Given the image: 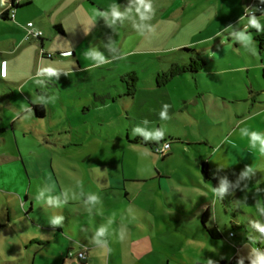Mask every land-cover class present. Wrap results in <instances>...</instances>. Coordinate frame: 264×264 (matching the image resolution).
<instances>
[{
  "label": "rangeland",
  "instance_id": "1",
  "mask_svg": "<svg viewBox=\"0 0 264 264\" xmlns=\"http://www.w3.org/2000/svg\"><path fill=\"white\" fill-rule=\"evenodd\" d=\"M78 1L31 0L11 23L0 18L6 29L30 21L44 40L41 48L36 39L0 45V62L7 61V77H0V264H229L233 257L251 264L264 253V235L255 228L264 223V154L241 130L264 135V57L258 46L253 55V45L236 43L243 11L236 4L226 9V0H153L155 16L144 23L155 32L140 35L132 27L140 23L134 7L122 24L108 26L109 6L124 12L132 0ZM58 23L64 35L53 29ZM94 48L112 63L91 67L85 53ZM190 61L194 68L208 62L212 71L185 73L187 80L166 89L173 120L142 123L139 115L149 113L133 110L127 88L163 82ZM46 67L59 76L41 75ZM25 104H43L45 117L23 116ZM157 127L165 130L161 145L171 146L166 157L135 132ZM204 162L218 187L201 174ZM222 182L229 197L218 191ZM91 193L102 203L86 205ZM48 197L68 203L48 208ZM206 209V228L216 227L219 240L200 223ZM52 215L65 217L61 227L50 225ZM100 226L108 228L111 251L90 243ZM85 247V261L67 256Z\"/></svg>",
  "mask_w": 264,
  "mask_h": 264
},
{
  "label": "clouds",
  "instance_id": "2",
  "mask_svg": "<svg viewBox=\"0 0 264 264\" xmlns=\"http://www.w3.org/2000/svg\"><path fill=\"white\" fill-rule=\"evenodd\" d=\"M3 0H0V3H2ZM260 3L264 4V0H260ZM133 7L135 9V13L139 18L140 23H136L135 21L132 23V27L133 29L138 32L140 35H145V33L147 32L148 34L154 33L155 32V26L152 25L151 23H144L145 21H151L154 16H155V12L156 9L154 7V3L153 0H132V4L129 5V7H127L125 9L124 12H121L119 9V6L115 3H113L112 5L109 6V12H110V23H109V27H112L114 25L117 24V22H120L121 24L123 23V21L127 18V14L131 13L133 11ZM94 11H96V14L99 16H104V17H108L109 16V12H99L98 10H96L95 8H93ZM245 11V16H241L240 20L243 21L247 20V24L237 33H234V35L237 37L236 43H239L243 48L247 49L248 45H255L256 41L254 40V37L252 35L251 32L248 31L249 28L255 29L256 32L258 33H264V25H262L260 23V19L264 18V16H261L260 18H258L255 14L254 11L245 7L244 9ZM231 26H229L230 28ZM225 31H227V29H225ZM88 34V33H85ZM219 33H217L218 35ZM175 50V49H173ZM252 54L256 55L258 52V49L254 46L252 48ZM209 54L212 56H215V53L211 52L210 50H208ZM71 52H64L63 55L64 56H71ZM85 58L91 60L93 63L91 65V67L93 68H98L101 67L105 64L108 63H112L111 60L106 59V57L97 49H92L91 51H87L85 53ZM124 56L121 54V59H123ZM41 75H46L47 77L51 78L53 76L58 77L59 76V72L57 69L53 68V67H46L43 68L40 71ZM0 77L6 78L7 77V61H3L0 62ZM22 107H24L25 109H27L29 112L32 111L31 108L28 107V105H22ZM170 105L168 104H164L163 105V111L160 112V118L162 120H167L169 119L167 112L169 109ZM242 135L246 136L249 138V144L252 147H255V145L257 143H259L260 145V153L264 154V135H261L259 132L257 131H252L251 133H249L247 131V129H242ZM136 133H140L144 136L145 140H152L154 142H156L157 144H159V142L161 140L164 139L165 136V130H156L154 133H148V132H141V130L139 128L135 129ZM164 147H167V145H164ZM253 171V167H248L247 168V172H252ZM247 174V173H245ZM219 193H223L224 191H226V184L222 182V186L221 188L218 190ZM213 192L215 194V196H218V192L217 190L213 189ZM44 193L40 192L38 193V195L36 196V199L39 200L43 197ZM68 203L67 201V197H65V200L63 202L60 201V199L58 197H48L47 201H46V206L48 208H60L63 207L64 205H66ZM101 198L98 194L95 193H91L88 195L87 200L85 201L86 205H91L92 207H95L97 204H101ZM92 207H86V211H88L89 213H91L92 211ZM262 212H264V209L261 210ZM135 217H133L134 219ZM65 217L63 215H52L49 223L52 227L54 228H58L61 227L63 225V221H64ZM255 228L257 229L258 232L261 233V235H264V223H259L257 222L255 224ZM126 231V229H125ZM108 235V228L105 226H100L98 227L95 232L93 233L91 239H90V243L93 244L96 248L100 249V250H106V251H111L110 247H109V241L106 238ZM119 238L122 240L124 237H121L119 235ZM223 259V257H221ZM207 264H213V261L211 259L207 260ZM237 264H243V260H238ZM251 264H264V253H256L255 254V259L251 260Z\"/></svg>",
  "mask_w": 264,
  "mask_h": 264
},
{
  "label": "crops",
  "instance_id": "3",
  "mask_svg": "<svg viewBox=\"0 0 264 264\" xmlns=\"http://www.w3.org/2000/svg\"><path fill=\"white\" fill-rule=\"evenodd\" d=\"M10 1V0H9ZM15 0H12V2H14ZM27 0H22L21 3H17L16 5H24L26 3ZM83 1L85 0H79L78 2L79 3H83ZM227 3H226V9H230L233 7L234 4L237 5L238 8H241V11L244 12V8L245 6L248 4V2L250 0H226ZM232 1V2H231ZM77 2V3H78ZM87 4H90L92 5L94 3L93 0H86ZM31 3V0H29V5ZM59 3L58 1H56V4ZM53 4V3H51ZM15 5V6H16ZM0 18H2V20L4 19L5 21L11 23L10 21V16H9V9L8 7H5V6H2V4L0 3ZM19 9V8H18ZM18 9L15 10V7H14V18L16 17L17 15V11ZM243 16V13L242 15ZM239 16L237 18V21L240 22V17ZM247 19V18H246ZM243 20L244 24L246 25L247 24V20ZM12 20V19H11ZM30 21H27V23H29ZM262 25H264V22H260ZM59 24V23H58ZM57 25V24H55ZM54 25V26H55ZM61 25V24H60ZM36 29H39V27L35 26ZM252 29V28H251ZM20 29L16 26V25H13L11 24L7 29L5 28V25L2 24V21L0 20V45H3V44H11L13 47H17L23 40H25V32H24V28L21 29L20 31L23 32L22 34H24V36H20V37H15L13 36L14 34H17L19 33ZM40 30V29H39ZM253 33L256 31L255 29H252ZM6 34V35H4ZM12 36V37H10ZM32 39V38H31ZM27 40V39H26ZM36 41L39 42V45H40V48L42 46V43L44 42V40L42 38L40 39H36ZM256 46H258V44L256 43L255 44ZM0 49H1V46H0ZM259 49V48H258ZM186 53H191L190 51L186 52ZM181 54H184L181 52ZM197 55V54H196ZM199 56V55H197ZM259 56H263L264 57V50H259ZM168 60H165L163 61V63H166ZM3 62V61H1ZM264 62V60L262 61ZM211 63V62H210ZM172 64L174 66L178 65L176 64V62H172ZM172 65V67H173ZM181 67H184V64H180ZM177 67V66H176ZM211 67V64H209L208 62L207 63H204L203 64V67L201 70H199L197 73H191V72H185V73H189L191 76H195V75H200L201 71L202 70H205V69H209L211 72L212 69H210ZM172 69V68H171ZM185 73H181L179 76L177 77H174L172 78L167 84L163 85V86H156V82L155 83H151L149 81H146V82H141V84L139 86H137L136 88H134V94L133 96H126L127 98H129L132 102H134V105L132 106L133 110H139V109H147L146 112L149 113L147 114V118L145 119L144 116H141L139 115L140 117V121L142 123H146V122H150V123H155V124H160L164 121H171L173 120V112H172V108H171V104H170V100H169V97H168V94L166 92V89L173 83L175 82L176 80H187V76L184 77V74ZM162 74V73H161ZM163 75V74H162ZM40 94V93H39ZM138 99H139V103L138 105L135 104V102H138ZM131 102V104H132ZM164 104H168L170 105L169 109H168V112H167V115L169 117V119L167 120H162L160 118V112L163 111V105ZM26 111L27 109L25 110L24 112V115L23 116H26ZM19 115L18 112L16 114V116ZM15 116V117H16ZM35 120V119H34ZM15 123V121L13 122ZM12 123V124H13ZM1 129H3V132H5V128L3 126H0ZM159 128L157 127V130ZM167 140H165L163 143H167L166 142ZM162 142H159V144L157 143H149V144H152V145H161ZM170 149H171V146H170ZM169 149V150H170ZM151 150V149H150ZM152 151V150H151ZM166 155H169V152L166 154ZM208 165V164H207ZM210 171V170H209ZM211 173V171H210ZM202 174V173H201ZM215 175V171H213L211 173V175ZM155 179H162L158 174H156L155 176ZM112 179H109L108 182H111ZM160 184L158 183V186ZM94 220L96 221V224H99L101 221H99L97 218L94 217ZM58 232L60 233L61 231L58 230ZM79 241L80 243H82L83 245H88V241L85 237V234L83 231H79ZM86 248V247H85ZM88 249V248H87ZM87 255H88V250H87Z\"/></svg>",
  "mask_w": 264,
  "mask_h": 264
},
{
  "label": "trees",
  "instance_id": "4",
  "mask_svg": "<svg viewBox=\"0 0 264 264\" xmlns=\"http://www.w3.org/2000/svg\"><path fill=\"white\" fill-rule=\"evenodd\" d=\"M28 5H29V0H27L26 3L22 6L16 5L15 10L20 8V7H25ZM256 16L258 18H260L261 16H264V13L257 14ZM260 22H264V18H261ZM53 29L55 32H57V34L64 35V31H63L62 26L60 24L53 26ZM254 34H255L254 40L258 44L259 50H264V33H258L255 31ZM180 52L186 53V52H188V50L181 49ZM190 64H191V66H190ZM201 69H202V67L194 68L193 62L190 61L184 67L180 68L179 70H176V72L171 71L168 75H166L167 78L165 81L159 83V81L156 80L155 84H156V86H163V85L167 84L172 78L179 76L181 73H185V72L197 73L198 72L197 70H201ZM133 94H134L133 88L132 87H130V89L127 88L126 96H133ZM28 107L31 108L32 111L29 112L27 110L26 114L31 115L32 118H34L35 120H40V119L45 117L46 108L43 104H36V105L28 104ZM2 132H3V129L0 128V133H2ZM141 143L143 146L148 147L153 152L154 145L149 144V143H143V142H141ZM166 156H168V155H165L164 157H166ZM200 171L206 180H212L215 184V187H218L216 175H213V174L211 175L207 163H205V162L202 163V165L200 167ZM230 193H231L230 189H227L225 192V195L229 197ZM210 217H211V214H210L209 209L204 210L201 214V217H200V223H201L207 237L212 241H216V240H219L221 238V235H220L219 231L217 230V228L216 227H212L209 229L206 228V224L208 223ZM238 260H240V259H238L237 257H233L230 260L229 264L237 263ZM195 264H201V263H195ZM213 264H227V263L225 261H220V262L213 263ZM243 264H247V263L245 261H243Z\"/></svg>",
  "mask_w": 264,
  "mask_h": 264
},
{
  "label": "built area",
  "instance_id": "5",
  "mask_svg": "<svg viewBox=\"0 0 264 264\" xmlns=\"http://www.w3.org/2000/svg\"><path fill=\"white\" fill-rule=\"evenodd\" d=\"M19 1H22V0H15L14 2H12V0L10 1L3 0V2L1 3L2 6L8 7L9 16L11 19L14 18V7ZM245 7L253 10L255 15L264 13V4L260 3V0H250ZM245 15L246 14L244 11L243 16ZM24 32H25V39H31V38L40 39L42 37L41 31L36 29L31 22L25 25ZM164 145H167V147H164ZM169 149H170V145L168 143H163L161 146L155 145L153 147V152L159 153L161 157H164L168 153ZM67 256L76 257L80 261H85L87 258V248H83L82 250L78 251L75 254L69 252Z\"/></svg>",
  "mask_w": 264,
  "mask_h": 264
}]
</instances>
